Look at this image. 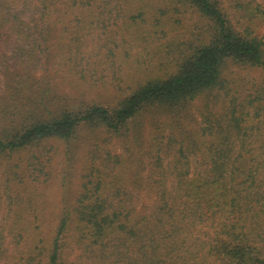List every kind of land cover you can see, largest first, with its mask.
Instances as JSON below:
<instances>
[{
	"label": "trees",
	"instance_id": "trees-1",
	"mask_svg": "<svg viewBox=\"0 0 264 264\" xmlns=\"http://www.w3.org/2000/svg\"><path fill=\"white\" fill-rule=\"evenodd\" d=\"M264 0H0V264H264Z\"/></svg>",
	"mask_w": 264,
	"mask_h": 264
},
{
	"label": "rangeland",
	"instance_id": "rangeland-1",
	"mask_svg": "<svg viewBox=\"0 0 264 264\" xmlns=\"http://www.w3.org/2000/svg\"><path fill=\"white\" fill-rule=\"evenodd\" d=\"M264 37V29L260 33ZM248 80L264 84V70H254L246 74Z\"/></svg>",
	"mask_w": 264,
	"mask_h": 264
}]
</instances>
